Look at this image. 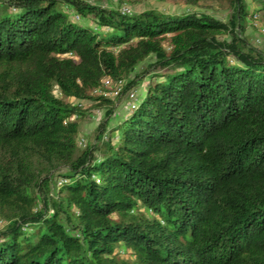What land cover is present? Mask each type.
<instances>
[{
  "label": "trees",
  "instance_id": "16d2710c",
  "mask_svg": "<svg viewBox=\"0 0 264 264\" xmlns=\"http://www.w3.org/2000/svg\"><path fill=\"white\" fill-rule=\"evenodd\" d=\"M227 1L221 20L0 0V264H264V52ZM149 57L164 71L109 127L93 92ZM69 98L108 106L83 148Z\"/></svg>",
  "mask_w": 264,
  "mask_h": 264
},
{
  "label": "rangeland",
  "instance_id": "374dc122",
  "mask_svg": "<svg viewBox=\"0 0 264 264\" xmlns=\"http://www.w3.org/2000/svg\"><path fill=\"white\" fill-rule=\"evenodd\" d=\"M88 1L104 8L117 9L128 14H135L149 9L172 15L190 12H203L221 20H226L228 14L233 10L231 4L227 0L200 1L197 5L187 4L183 0ZM247 10L249 14L243 23V31L239 32V36L242 39L246 38L251 46L264 52V13L255 12L254 3L251 0H247ZM70 14L73 18L80 21L82 20L76 16L73 11H71ZM86 23L99 28V25L91 20L86 19ZM153 62V57H149L135 68V70L126 79V82L134 80L137 73H145L143 74L142 79H138L128 88L124 89L123 86L125 82L123 81L114 82L108 77H105L103 79L105 91L97 89L93 92L95 96L102 94L103 96L109 98L112 102L110 105L113 106L114 112L109 119V127L114 128L136 105V103L144 95L149 82L153 79V74L164 71V69H160L158 67H150ZM55 93L60 95L57 90H55ZM68 101L73 105H79L84 112L83 116L80 118V128L77 137L78 147L83 148L87 142L91 143L94 141L95 134L99 129V124L104 119L108 106H100L99 101L93 99L69 98ZM1 225L2 222L0 221V226Z\"/></svg>",
  "mask_w": 264,
  "mask_h": 264
},
{
  "label": "built area",
  "instance_id": "2783aa9c",
  "mask_svg": "<svg viewBox=\"0 0 264 264\" xmlns=\"http://www.w3.org/2000/svg\"><path fill=\"white\" fill-rule=\"evenodd\" d=\"M64 180L60 179L58 180V183L61 184Z\"/></svg>",
  "mask_w": 264,
  "mask_h": 264
}]
</instances>
